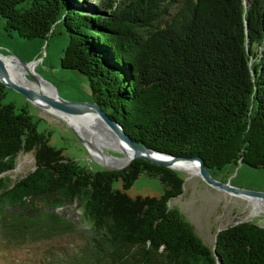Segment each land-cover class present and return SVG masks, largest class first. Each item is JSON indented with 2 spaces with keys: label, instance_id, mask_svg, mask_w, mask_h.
Segmentation results:
<instances>
[{
  "label": "trees",
  "instance_id": "1",
  "mask_svg": "<svg viewBox=\"0 0 264 264\" xmlns=\"http://www.w3.org/2000/svg\"><path fill=\"white\" fill-rule=\"evenodd\" d=\"M0 18L27 40L63 28L60 66L85 75L90 101L141 145L198 156L209 172L264 166V0H0ZM5 89L0 175L22 152L36 165L0 177V246L79 232L55 213L77 198L82 239L43 264H264V227L223 228L212 252L168 205L182 193L180 173L142 159L90 169L54 146L26 102L3 103ZM141 174L159 178L160 197L124 192Z\"/></svg>",
  "mask_w": 264,
  "mask_h": 264
},
{
  "label": "rangeland",
  "instance_id": "2",
  "mask_svg": "<svg viewBox=\"0 0 264 264\" xmlns=\"http://www.w3.org/2000/svg\"><path fill=\"white\" fill-rule=\"evenodd\" d=\"M68 41L67 33L58 27L55 33L46 40H27L12 32L4 31V20L0 18V54L15 56L25 63L35 62L34 73L52 84L61 100L70 103L90 101L87 77L72 69L62 68L60 59ZM4 60L10 57L0 56ZM8 61V60H7ZM26 77L29 78L27 75ZM50 84V85H51ZM56 89V90H55ZM3 103H13L17 108L26 102L17 92L6 88ZM32 104V103H31ZM34 116L43 122L38 123L40 130L53 132L51 142L75 159L81 160L90 169L105 168L89 159L87 148L82 140L74 135L73 130L64 122L45 116L38 106L30 105ZM45 124V125H44ZM102 152L113 157L122 155L121 150L109 147H98ZM130 164V163H129ZM35 158L32 153H19L15 166L0 177L11 181L18 180L35 169ZM129 165L120 169L125 170ZM177 170V169H176ZM175 171V170H174ZM183 177L182 193L169 202V207L177 209L194 227L197 235L210 248H213L216 233L230 225L252 222L264 227V202L237 196L225 190L206 184L199 176L190 172L176 171ZM213 179L227 182L231 186L264 193V166L252 168L244 164H228L221 170L210 171ZM114 188H120V181L114 182ZM131 198L160 197L163 185L159 178L141 174L133 184L124 190ZM259 202V203H258ZM58 215L70 219L80 229L77 233L56 234L53 239L36 240L15 245L0 246V264H43L42 259L69 250L70 246L79 243L83 237V226L80 225L81 208L74 198L61 208L55 210Z\"/></svg>",
  "mask_w": 264,
  "mask_h": 264
},
{
  "label": "bare ground",
  "instance_id": "3",
  "mask_svg": "<svg viewBox=\"0 0 264 264\" xmlns=\"http://www.w3.org/2000/svg\"><path fill=\"white\" fill-rule=\"evenodd\" d=\"M0 60L4 66V74L1 75L2 79L33 92L36 96L31 100V103L38 106L45 116L56 118L69 126L79 139L84 142L89 159L97 162V164L101 166L110 168L122 169L129 165L132 161L134 151L125 141L118 137L97 114L93 112L69 114L56 109L41 98V96H46L60 101L52 85L34 73L33 64L24 66L13 57L8 58V61L0 57ZM27 73L31 74L34 79H28L26 77ZM99 146L121 150L122 155L113 157L108 153L102 152L98 148ZM173 169L182 172H190L194 175H197L199 172L198 163L196 161L176 162L173 164ZM197 176H199V174ZM237 196L251 198L253 201L264 202V198H255L239 194H237Z\"/></svg>",
  "mask_w": 264,
  "mask_h": 264
},
{
  "label": "water",
  "instance_id": "4",
  "mask_svg": "<svg viewBox=\"0 0 264 264\" xmlns=\"http://www.w3.org/2000/svg\"><path fill=\"white\" fill-rule=\"evenodd\" d=\"M0 56H4V57H13L15 58L20 64L22 65H28V64H33L35 65V62H31V63H25L20 61L18 58H16L15 56H5L0 54ZM4 74V66L0 60V84L5 87V88H9L15 92H17L18 94L22 95L25 100L26 103L30 106L31 104V100L36 96L33 92L20 87L18 85H15L11 82L8 81H4L1 77V75ZM38 75V74H37ZM27 76L31 79H34V77L27 73ZM40 77V76H39ZM41 78V77H40ZM43 79V78H41ZM44 80V79H43ZM46 81V80H44ZM48 82V81H46ZM49 83V82H48ZM51 84V83H50ZM52 85V84H51ZM54 87V86H53ZM55 88V87H54ZM56 90V89H55ZM57 93V92H56ZM58 96V95H57ZM41 98L43 100H45L48 104H50L51 106L55 107L56 109L65 112V113H69V114H81V113H85V112H93L95 114L98 115V117L118 136L120 137L123 141H125L134 151L133 157H132V161L136 160V159H142L144 161L162 166V167H166L172 170L173 169V164L179 161H187V162H192V161H196L198 163V167H199V177L206 183L209 184L213 187H216L218 189H222L225 190L231 194L234 195H246L249 197H255V198H264V193L262 192H257V191H251V190H246V189H241V188H237L234 186H231L229 183L227 182H220L217 181L215 179H213L210 175V172L206 169V167L204 166V162L202 160V158L196 156V157H181V156H173L171 154H167V153H163V152H159L156 151L154 149L145 147L143 145H141L140 143L134 141L128 134H126L122 128V126L119 124L118 121H116L115 119L111 118L110 116H108L101 108L99 105H97L96 103L92 102V101H88V102H81V103H70V102H66L61 100V98L58 97V99L60 101L48 98L46 96H41ZM31 107V106H30ZM32 108V107H31ZM33 109V108H32ZM74 135L79 138L75 132ZM131 161V162H132ZM130 162V163H131ZM105 167V166H103ZM105 169L108 170H120V168H110V167H105ZM178 171V170H175ZM215 251V244L212 248V252ZM215 253V252H214Z\"/></svg>",
  "mask_w": 264,
  "mask_h": 264
}]
</instances>
